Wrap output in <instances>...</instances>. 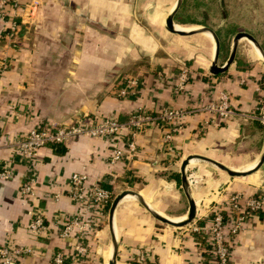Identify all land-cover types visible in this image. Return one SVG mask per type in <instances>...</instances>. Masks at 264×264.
<instances>
[{
  "label": "crops",
  "instance_id": "1",
  "mask_svg": "<svg viewBox=\"0 0 264 264\" xmlns=\"http://www.w3.org/2000/svg\"><path fill=\"white\" fill-rule=\"evenodd\" d=\"M30 1L20 0L13 37L6 38L7 24L0 20V168L7 171L0 177V245L29 248L20 264H52L55 252L68 254L73 237L61 238L58 232L73 214H81L87 222L88 253L78 260L67 259L66 264H107L108 208L88 207L69 197L72 173L84 176L87 186L108 185L114 195L133 190L155 211L180 220L187 213V202L171 173L179 174L185 156L202 155L236 170L256 162L264 146L262 66L241 69L236 60L225 72L210 74L214 49L210 36H180L164 28L175 0H36L35 10ZM184 3L173 17L175 27L204 25L182 19L192 9V1L187 7ZM251 51L250 57L259 59ZM246 59L247 54L240 57L242 62ZM183 67L188 75L180 88ZM125 77L136 78L138 84L119 98L113 89ZM217 90L228 94L235 115L210 119L198 110ZM138 108L154 118L166 108L190 113L168 143L163 140L165 127L151 119L138 129L123 128L117 140L71 136L59 146L37 148L31 159L20 158L14 150V143L34 125L76 119L96 122L103 117L125 122ZM131 133L133 153L112 161L113 148H123ZM190 161L185 173L199 184L188 185L194 218L184 226H169L152 218L134 199L122 198L112 216L116 264H212L201 240L212 205L225 210L228 194L251 195L264 188V162L255 177L238 179L203 160ZM29 178L33 190L25 199L18 188ZM35 211L42 216L44 229L30 234L26 224ZM192 226L199 231H192ZM229 258L230 264H264L263 212L243 222L231 239Z\"/></svg>",
  "mask_w": 264,
  "mask_h": 264
},
{
  "label": "built area",
  "instance_id": "2",
  "mask_svg": "<svg viewBox=\"0 0 264 264\" xmlns=\"http://www.w3.org/2000/svg\"><path fill=\"white\" fill-rule=\"evenodd\" d=\"M38 5L36 0L30 1V8L34 9ZM20 0H0V20L4 21V35L7 39L13 37L18 30L16 17ZM188 70L183 67L179 72V87H183L186 82ZM138 84L134 77H125L121 80L119 86L114 87L113 94L119 98L126 97L133 91ZM214 95V94H213ZM212 119L213 116L225 119L235 115V109L232 107L229 96L226 92L217 90L214 97L210 98L208 103L202 105L199 109ZM194 110H192L193 112ZM190 113V110L181 108H166L157 117L144 115L141 108H138L125 121L121 122L113 117H103L99 121L90 122L76 119L68 124L51 125V126H33L24 135L14 143L16 154L23 159H31L36 149L49 144H62L71 136L84 135L89 137H111L119 138L123 128L132 126L136 129L141 127L142 122L158 120L166 132L163 135L164 142L170 141L181 128L182 119ZM262 118L264 116L262 115ZM123 148L115 146L112 150L111 160L118 161L128 158L134 151V140L132 133L130 138H126ZM7 171L0 170V177L5 176ZM33 178L25 180L18 188V194L27 199L32 195ZM84 176L79 173H72L69 178L70 190L68 196L74 200H83L90 206H99L100 208L111 199V192L98 184L85 185ZM186 181L189 185L192 181L189 175H186ZM212 215L207 226L202 227L201 231L203 245L208 250L212 264H230L229 250L232 237L241 229L243 222L249 215L256 212L264 213V188L259 189L255 194L244 195L242 193H230L227 195L225 210H220L217 205H212ZM31 218L26 224V229L30 234H38L44 229L42 216L39 212L31 213ZM87 222L81 214H73L66 220L58 235L61 238L73 237L74 244L68 254L60 251L52 255V264H64L67 259L76 260V258L86 256L88 246L85 240V230ZM192 231H199V227L192 226ZM30 249L24 246L8 247L0 245V264H20V259L28 254Z\"/></svg>",
  "mask_w": 264,
  "mask_h": 264
},
{
  "label": "water",
  "instance_id": "3",
  "mask_svg": "<svg viewBox=\"0 0 264 264\" xmlns=\"http://www.w3.org/2000/svg\"><path fill=\"white\" fill-rule=\"evenodd\" d=\"M181 2H182V0H175L174 6L172 7L170 12L164 18V28L167 32L172 33V34H176V35H180V36H187V35L201 33V32H208L210 34V36L212 37L213 43H214L213 55H212V58L210 60V64L208 67V71L210 74L217 75V74H220V73H223L226 71V69L229 67V65L234 60L238 41L242 37L249 40L252 43V45L258 50L259 54L261 55L262 61H264V51L261 49V47L256 42V40L250 34L244 32V31H238L232 36L230 49H229V53L227 55V58L225 59V61L223 63L220 64L218 62L219 42H218V38L215 35L213 30H211L209 27L204 26V25H200L199 28H195L192 30L176 29L174 27L173 17L175 15V13L177 12V10L179 9ZM262 114L264 116V106L262 108ZM192 158H197V159L203 160V161L211 164L213 167L225 172L230 177L245 176V175H250V174L254 173L263 164V162H264V146H263L256 162L253 164V166L248 168V169H244V170L231 169V168L225 166L224 164H222L216 160H213L211 158H208V157H205L202 155L189 154V155L185 156L179 164V170L178 171H179V187H180V189H181V191H182V193L186 199V202H187V213L184 216V218H182L180 220H172V219L168 218L167 216L162 215L159 212L155 211L154 209H152L149 206V204H147V202L142 198V196L140 194H138L137 192H135L133 190L125 189V190H122V191L118 192L117 194H115L112 197L110 204H109V207H108V210H107V226H108V231L110 234V242H111V254H110L109 260L107 261V264H116L117 242H116V238L114 236L113 227H112V216H113V212H114V209H115L117 203L125 195L133 196L134 200L152 218H154L155 220H157L160 223L167 224V225L173 226V227H180V226H184V225L188 224L194 218L195 205H194V201L191 198L190 193H189L188 184L186 181V173H185L186 165L188 164V161ZM259 181L260 180H258V182Z\"/></svg>",
  "mask_w": 264,
  "mask_h": 264
},
{
  "label": "rangeland",
  "instance_id": "4",
  "mask_svg": "<svg viewBox=\"0 0 264 264\" xmlns=\"http://www.w3.org/2000/svg\"><path fill=\"white\" fill-rule=\"evenodd\" d=\"M189 1H191V0H183V2H185L187 4V6H188ZM242 1L245 5L240 4L236 7V9H234L233 6L228 5L225 8V10H226L225 18H223L222 15L221 16L219 15V11H217L215 9L216 8L215 4H213V7L212 6L209 7L210 9L207 7H206V9H203V10L199 9L205 5L204 2L201 4V0L199 3L197 1H195V3H194L195 8H198L197 11L195 9L193 10V1H192L191 13L187 14V15H183V14L181 15L182 19H184V20L207 21L212 25L218 24V26H216V29L219 33H221L222 45H223L221 47V50L219 53V58H218V62L220 64L223 63L225 61V59L227 58V55L229 52V48H227L228 41H230L231 34L234 31H236L238 29H244L248 32H252V33L254 32L264 42V29L262 32L257 33L256 31H259V29H260V23L257 22L256 25L253 24V19H256V20L259 19L258 17L256 18L257 12H260L259 10L261 8H262V11L264 12V4H262L261 7L258 8L256 6V4H257L256 0H251V2H254L255 5L254 4H247L244 0H242ZM220 4L222 6V2H220ZM208 6H210V5L208 4ZM212 9L215 13H213ZM247 9L248 10L250 9L251 11H254L255 13H248ZM233 13H237V15H233L237 20L231 19V16H232L231 14H233ZM248 17H249V21H248ZM261 23H262V20H261ZM189 27H191V26H189ZM249 49H250V51L252 50L251 51L252 56H254L256 58L257 56L255 55V53L253 51V49H254L253 45L250 42L246 41L245 39H240L238 41L235 58H236V60L241 62L240 63V64H242L241 69L251 68L255 65L262 66V71H260V73L262 75H261L260 80H259L260 84L262 86L264 84V81H263L264 80V61L259 60V59L256 60V59L250 57ZM243 54H247V59H246L247 61L242 62V60H240V57H243ZM215 169L218 170L219 172H222L223 174H226L225 172H223L217 168H215ZM241 169H238V170H241ZM257 176H258V173H257ZM262 176H264V170H262ZM254 177H255V175H254ZM232 178H234V177H232ZM253 178H251V179H253ZM238 179H240V178H238ZM190 183H192V186H198L199 185L198 183H197L198 185L197 184L195 185V183H193V182H190ZM244 184H246V183H244ZM225 190L228 192H231V190L228 188ZM235 192H237V191H235ZM217 204H219V203H217Z\"/></svg>",
  "mask_w": 264,
  "mask_h": 264
},
{
  "label": "flooded vegetation",
  "instance_id": "5",
  "mask_svg": "<svg viewBox=\"0 0 264 264\" xmlns=\"http://www.w3.org/2000/svg\"><path fill=\"white\" fill-rule=\"evenodd\" d=\"M191 1H193V8H194V3H195V1H197L198 3L200 2V0H191ZM247 4H254L255 5V3L254 2H251V0H244ZM257 1V4H256V6L259 8V7H261V5L262 4H264V0H256ZM205 3V5L204 6H202L201 8H199V9H201V10H203V9H206V7L207 8H209V7H213V4H215L216 5V10L217 11H219V15L221 16L222 15V17L223 18H225V14H226V10H225V8L228 6V5H231V6H233V8L234 9H236V7L238 6V5H240V4H243V5H245L244 3H243V1L242 0H201V4L202 3ZM220 2H222V6H221V4H220ZM208 4L210 5V6H208ZM218 4V5H217ZM187 7V4H185L184 3V5H183V7ZM218 6V7H217ZM189 9V8H188ZM195 9V8H194ZM210 9V8H209ZM196 11L198 10V8L197 9H195ZM212 11H213V9H212ZM260 12H257V14H256V18L258 17L259 19V21L258 20H256V19H253V24L254 25H256L257 24V22L258 23H260V29H259V31H256L257 33H260V32H262L263 31V29H264V12L262 11V8L259 10ZM186 12V11H185ZM247 12L248 13H255L254 11H251L250 9L248 10L247 9ZM246 12V13H247ZM191 12H189V13H187V14H190ZM213 13H215L214 11H213ZM185 15V14H184ZM232 16H231V19H234V20H237L233 15H237V13H233V14H231ZM248 15V14H247ZM261 20H262V23H261ZM187 21V20H186ZM209 21V20H208ZM248 21H249V17H248ZM202 22H204L205 24H204V26H207V27H209L211 30H213L214 31V33H215V35L217 36V38H218V42H219V53H220V50H221V47L223 46L222 45V36H221V33H219L218 31H217V29H216V26H218V24H215V25H212V24H210L209 22H207V21H202ZM238 31H244V32H246V33H248V34H250L255 40H256V42L259 44V46L261 47V49L264 51V42H263V40H261L259 37H258V35L257 34H255L254 32L252 33V32H248V31H246V30H244V29H238V30H236V31H234L232 34H231V37H230V41H228V45H227V48H229L230 49V44H231V39H232V36L236 33V32H238ZM253 51H254V53H255V55L257 56V53H256V51L253 49ZM229 53V52H228ZM235 56H236V52H235ZM235 56H234V60L233 61H236V58H235ZM258 57V56H257Z\"/></svg>",
  "mask_w": 264,
  "mask_h": 264
},
{
  "label": "trees",
  "instance_id": "6",
  "mask_svg": "<svg viewBox=\"0 0 264 264\" xmlns=\"http://www.w3.org/2000/svg\"><path fill=\"white\" fill-rule=\"evenodd\" d=\"M263 81H264V80H263ZM262 89H264V84L262 85ZM50 145H51V146H56V144H50ZM57 146H59V144H57ZM57 149H58V148H57ZM56 151H60V150H56ZM0 170H1V168H0ZM171 174H172L171 177L175 180L176 184L178 185V184H179V174H178V172L173 171ZM100 186L103 187V188H105V189H107V190H109V188H110V187H109L108 185H106V184H101ZM113 195H114V194L112 193V194H111V199H112ZM111 199L108 200V202H107L105 205H103L102 209L106 210V209L108 208ZM222 211H223V210H222ZM78 259H80V257H79V258H76V260H78ZM64 264H66V262H65Z\"/></svg>",
  "mask_w": 264,
  "mask_h": 264
},
{
  "label": "bare ground",
  "instance_id": "7",
  "mask_svg": "<svg viewBox=\"0 0 264 264\" xmlns=\"http://www.w3.org/2000/svg\"><path fill=\"white\" fill-rule=\"evenodd\" d=\"M174 27H175V25H174ZM176 28V27H175ZM197 28H199V27H197ZM176 29H178V28H176ZM192 29H195V28H190V29H184V30H192ZM201 33H203V34H205V35H208V36H210V34L208 33V32H201ZM210 38L212 39V37L210 36ZM240 39H245V38H240ZM246 41H248V42H250L249 40H247V39H245ZM212 41H213V39H212ZM251 43V42H250ZM214 44V43H213ZM252 44V43H251ZM253 48H254V50L256 51V53H257V56H258V58H259V60H262V57H261V55L259 54V52H258V50L253 46ZM191 160V159H190ZM189 160V161H190ZM191 162V161H190ZM253 175H255V173L254 174H252V175H245V176H238V177H234V178H240V179H247V178H249V177H251V176H253ZM127 197H129V198H132V199H134V197L133 196H131V195H125L123 198H127ZM148 204V203H147ZM150 206V205H149ZM151 207V206H150ZM152 208V207H151ZM153 209V208H152ZM163 215V214H162ZM115 233V232H114Z\"/></svg>",
  "mask_w": 264,
  "mask_h": 264
}]
</instances>
